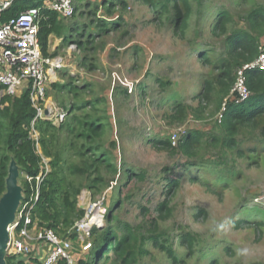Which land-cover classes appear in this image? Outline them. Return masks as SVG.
<instances>
[{
	"label": "rangeland",
	"instance_id": "rangeland-1",
	"mask_svg": "<svg viewBox=\"0 0 264 264\" xmlns=\"http://www.w3.org/2000/svg\"><path fill=\"white\" fill-rule=\"evenodd\" d=\"M110 2L114 6L108 13ZM191 3L184 39L174 34L171 11L164 14L162 21H153L150 8L140 0H74V15L59 17L57 33L61 35L49 36L47 53L62 57L63 66L54 73L47 101L65 108L72 104L84 106L75 112L99 117L105 124V132L95 140L94 152L110 155L119 169L115 176L106 175L109 185H100L95 194L82 187L76 196V210H84L85 214L88 202H98L101 209L106 208L107 215L113 202L119 200L113 212L117 222L140 225L156 215L155 208L164 199L169 180L176 178L180 184L171 198L172 216L160 222L159 229L170 235L169 245L178 257L184 258L186 254L178 236L190 231L197 239L188 264H208L211 260H217V264H264V154L240 157L235 162L227 160L220 172L227 186L220 190L219 197L191 181L196 168L186 167L180 153L158 151L148 143L149 139L171 140L176 136L173 143L176 145L178 138L191 128L205 131L211 128L212 119L197 121L191 115L183 123H170L167 110L178 101L197 105L201 80L214 72L213 64L199 61L201 52L209 50L212 62L225 53L224 37H215L210 32L218 12L228 9L234 15V24L240 25L242 21L237 16L254 3L264 5V0H246V4L241 0H191ZM102 26L107 30H101ZM159 81L168 84L162 86ZM57 84L76 85L82 91L73 95L68 91L71 86L61 89ZM35 131H30V136L39 139ZM65 136L59 131L58 141L63 143ZM35 146L40 153L38 140ZM211 153L215 155L214 151ZM66 158L78 160L70 151ZM49 160L46 158L48 171ZM127 169L142 172L144 179H128L123 173ZM228 169L233 173L225 174ZM18 171L17 184L22 196L19 207L23 203L26 174L19 167ZM143 207L149 211H143ZM201 209L205 214L197 215ZM79 219L58 233L68 236V230ZM238 219L262 222L261 232L253 225L234 228L233 222ZM72 240L76 251L79 250L80 239L74 235ZM100 246L98 242L90 250L89 264H95ZM146 249L149 253L140 256L141 264H172L150 242Z\"/></svg>",
	"mask_w": 264,
	"mask_h": 264
},
{
	"label": "trees",
	"instance_id": "trees-1",
	"mask_svg": "<svg viewBox=\"0 0 264 264\" xmlns=\"http://www.w3.org/2000/svg\"><path fill=\"white\" fill-rule=\"evenodd\" d=\"M140 1L150 8L153 21H162L164 14L171 11L174 34L179 39L185 38L192 10L191 0ZM241 1L246 4V0ZM108 4L107 10L110 13L114 2ZM121 4L124 2L121 1ZM42 5L43 0H16L1 13V21L15 16L27 7ZM42 13L45 18L40 21L38 37L43 53L48 55L49 36L61 35L57 33L60 20L54 11L42 10ZM237 17L242 21L240 25L234 24V15L228 9H221L211 26V35L224 37L226 51L214 62L208 55L209 50L199 54V61L203 64H213L214 72L201 80L196 95L197 105L194 107L179 101L173 102L166 113L170 123H183L189 115L197 121L212 119L211 128L207 131L191 128L179 138L176 145L169 138L148 140V143L158 151L180 153L184 157L186 167L196 168L197 173L190 178L191 181L201 184L207 192L219 197L222 193L220 190L227 186L226 178L220 176V172H223L221 168L226 166L227 160L235 162L240 157L252 158L251 155L264 154V70H246L244 75L250 91L249 97L238 103L230 99L220 119L217 117L234 85L236 70L243 64L253 61L264 44V5L254 3ZM101 30L106 31V26H102ZM77 43L80 46V41ZM159 84L165 86L168 82L159 81ZM57 85L61 89L71 86L68 91L73 95L82 91L72 84ZM82 107L84 106L72 104L71 110L68 108L71 116L58 127L48 120H37L34 123V128L39 133L38 142L41 149L39 153L35 139L30 136L31 121L36 115V110L30 103L28 91L24 90L19 96L14 97L5 95L0 101V198L5 192V179L12 159L23 173L32 177L31 181H23L22 202L33 203L37 185L35 177L39 174L44 175L39 184L38 200L32 208V219L36 220L39 227L51 228L57 233L69 228L75 219L82 218L84 210H76V196L82 187L89 188L95 194L101 187L109 185L107 174L115 176L119 172L110 155L105 152L100 154L94 152L95 140L104 134L105 124L92 114L79 115L75 112ZM59 131L66 135L63 143L58 141ZM68 151L77 156L78 160H67ZM212 151L215 153L214 156ZM230 155L232 157L229 158ZM44 158H50L48 162L50 171L46 172ZM123 173L128 175V179L133 177L139 181L144 179L142 172L135 173L127 169ZM228 173L233 171L228 169L225 174ZM179 184L176 178L169 180L168 191L155 208L156 215L149 217L140 225L117 222L113 212L120 201L113 202L106 215V226L94 227L91 230L93 247L98 242L101 244L95 264L97 262L141 264L140 256L149 253L146 249L149 242L163 251L172 264H188L187 259L194 254L197 235L190 231L179 234L181 244L186 248L185 257L180 258L169 245L170 235L159 229L160 222L172 216L171 198ZM143 211L149 210L143 207ZM201 214H205L203 209L197 212V215ZM243 224L246 227L253 225L254 229L260 232L263 225L262 222L248 219L233 222L234 228L237 229ZM6 264L40 262L33 256L28 258L10 255L6 257ZM78 264H89L88 258H79ZM208 264H217V260H211Z\"/></svg>",
	"mask_w": 264,
	"mask_h": 264
},
{
	"label": "built area",
	"instance_id": "built-area-1",
	"mask_svg": "<svg viewBox=\"0 0 264 264\" xmlns=\"http://www.w3.org/2000/svg\"><path fill=\"white\" fill-rule=\"evenodd\" d=\"M14 1L16 0H0V101L5 95L14 97L27 90L30 103L36 110V115L31 121V132L36 133L34 123L37 120H48L59 126L69 114L68 108L47 101V90L52 83V74L62 68L63 58L51 57L42 51L38 37L40 21L45 18L42 10H51L59 17L70 18L74 15L75 5L74 0H43L41 7H27L15 16L1 21V13ZM256 69L264 70V44L253 61L243 64L236 70L234 85L217 114L219 119L227 101L234 99L238 103L249 97L250 91L244 74L246 70ZM45 109L48 110V114L44 113ZM176 139V136H172V143H175ZM37 140L36 138V144ZM43 160L46 164V159ZM43 176L39 174L35 177L37 185L33 203H21L16 210L14 221L7 226L6 257L33 256L40 264H78V259L81 257L86 259L93 248L92 228H101L105 225L106 208L101 209L98 202H88L86 213L68 230V236H61L51 228L39 227L36 220L32 219V208L38 200L39 184ZM25 180L31 181L32 177L26 175ZM97 214L100 221L95 218ZM72 233L80 239V249L77 251Z\"/></svg>",
	"mask_w": 264,
	"mask_h": 264
},
{
	"label": "water",
	"instance_id": "water-1",
	"mask_svg": "<svg viewBox=\"0 0 264 264\" xmlns=\"http://www.w3.org/2000/svg\"><path fill=\"white\" fill-rule=\"evenodd\" d=\"M48 114V110H44ZM18 166L14 159L9 163L5 179V192L0 198V264H6V246L8 241L7 226L13 222L21 196V188L17 184Z\"/></svg>",
	"mask_w": 264,
	"mask_h": 264
},
{
	"label": "bare ground",
	"instance_id": "bare-ground-1",
	"mask_svg": "<svg viewBox=\"0 0 264 264\" xmlns=\"http://www.w3.org/2000/svg\"><path fill=\"white\" fill-rule=\"evenodd\" d=\"M54 77H55L54 74H52V78H53V79H54ZM95 218L98 219V218H99V215L97 214V215L95 216ZM98 220H100V218H99Z\"/></svg>",
	"mask_w": 264,
	"mask_h": 264
},
{
	"label": "crops",
	"instance_id": "crops-1",
	"mask_svg": "<svg viewBox=\"0 0 264 264\" xmlns=\"http://www.w3.org/2000/svg\"><path fill=\"white\" fill-rule=\"evenodd\" d=\"M52 35H54V34H52ZM51 36V35H50ZM49 39H50V37H49Z\"/></svg>",
	"mask_w": 264,
	"mask_h": 264
}]
</instances>
